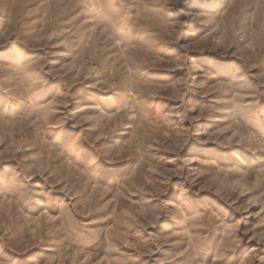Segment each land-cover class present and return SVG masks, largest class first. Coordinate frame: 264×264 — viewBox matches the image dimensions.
I'll return each instance as SVG.
<instances>
[{"label": "rangeland", "instance_id": "1", "mask_svg": "<svg viewBox=\"0 0 264 264\" xmlns=\"http://www.w3.org/2000/svg\"><path fill=\"white\" fill-rule=\"evenodd\" d=\"M0 264H264V0H0Z\"/></svg>", "mask_w": 264, "mask_h": 264}, {"label": "bare ground", "instance_id": "2", "mask_svg": "<svg viewBox=\"0 0 264 264\" xmlns=\"http://www.w3.org/2000/svg\"><path fill=\"white\" fill-rule=\"evenodd\" d=\"M91 22V21H90ZM122 143L121 139L119 138L117 141H116V145L117 146H120V144ZM129 144V143H128Z\"/></svg>", "mask_w": 264, "mask_h": 264}]
</instances>
